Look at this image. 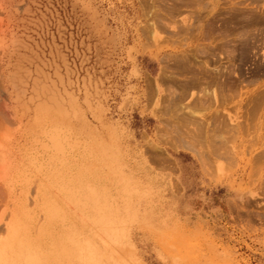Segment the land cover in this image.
<instances>
[{"label":"rangeland","instance_id":"obj_1","mask_svg":"<svg viewBox=\"0 0 264 264\" xmlns=\"http://www.w3.org/2000/svg\"><path fill=\"white\" fill-rule=\"evenodd\" d=\"M0 264H264V0H1Z\"/></svg>","mask_w":264,"mask_h":264},{"label":"bare ground","instance_id":"obj_2","mask_svg":"<svg viewBox=\"0 0 264 264\" xmlns=\"http://www.w3.org/2000/svg\"><path fill=\"white\" fill-rule=\"evenodd\" d=\"M1 1V0H0ZM181 1V0H180ZM187 1V0H186ZM200 1V0H199ZM177 2V1H176ZM152 3V2H151ZM178 5V4H177ZM181 5H182V3H181ZM185 6V5H184ZM183 6V7H184ZM189 5H187V7H188ZM177 7V6H176ZM186 7V6H185ZM178 9V8H177ZM179 10H180V8H179ZM172 11V10H171ZM209 12V11H208ZM244 12V11H243ZM194 13H196L195 11H194ZM199 13V12H198ZM253 13V12H252ZM238 21V20H237ZM168 22V21H167ZM169 23V22H168ZM167 23V24H168ZM213 23V22H212ZM172 24V23H171ZM166 25V24H165ZM195 25V24H194ZM167 26V25H166ZM200 27H201V25H199ZM214 26V25H213ZM199 27V28H200ZM216 27V26H215ZM183 28V27H182ZM199 28H198V30H199ZM214 28V27H213ZM184 29V28H183ZM216 29V28H215ZM182 30V29H181ZM197 31V30H196ZM209 31V30H208ZM227 31V30H226ZM211 32V31H210ZM195 33V32H194ZM207 33V32H206ZM204 34V33H203ZM245 34V33H244ZM204 35H206V34H204ZM204 35H202V38H203V36ZM208 35V34H207ZM209 35H210V33H209ZM245 35H247V33L245 34ZM201 36V35H200ZM209 37V36H208ZM200 38V37H199ZM220 40V39H219ZM238 43V42H237ZM202 47V46H201ZM226 48V47H225ZM219 49V48H218ZM222 51V50H221ZM218 52V51H217ZM197 53V52H196ZM202 53V52H201ZM211 54V53H210ZM212 54H213V52H212ZM219 54V53H218ZM185 55V54H184ZM204 55V54H203ZM202 55V56H203ZM216 55V54H215ZM220 55V54H219ZM234 55V54H233ZM232 56V55H231ZM195 57V56H194ZM197 57V56H196ZM215 57V56H214ZM211 58H213V56L211 57ZM189 59V58H188ZM195 59V61H196V58H194ZM185 60V59H184ZM190 60V59H189ZM198 60V59H197ZM183 62V61H182ZM188 62V61H187ZM192 64V63H191ZM206 64V63H205ZM196 66V65H195ZM198 66V65H197ZM225 66V65H224ZM184 68H185V66H184ZM213 70V69H212ZM189 71V70H188ZM194 71H196V70H194ZM211 71V70H210ZM231 71V70H230ZM229 71V72H230ZM225 72V71H224ZM203 73H205V72H203ZM207 73V72H206ZM210 73V72H209ZM230 73H232V72H230ZM208 74V73H207ZM219 74L221 75V72L219 71ZM186 75V74H185ZM184 75V76H185ZM195 75V74H194ZM205 75V74H204ZM202 77V76H201ZM200 77V78H201ZM212 77V76H211ZM194 78V77H193ZM200 78H195V79H192V81L191 82H189V83H186L185 84V89H184V91H183V94H187V92H188V90L189 89H198V90H200V93L202 92L203 94H201L202 95V97H200L199 95H197V94H195V95H197V96H199V97H197V99L196 100H194L195 102H194V106L196 107H194V109H196V110H199V108H201L204 104H206L207 102H209V105L208 106H210V98L212 99V97L216 100V102H218L219 101V99L220 98H218V97H220L221 96V99L222 100H224L223 98L224 97H227L226 96V94L225 93H228V92H226V90L227 89H229L231 86H227L226 84H225V82H224V80H222L223 79V77L221 78V82L219 81V79L217 80V79H215L214 78V80L215 81H213V80H208V79H200ZM207 78H209V77H207ZM189 80V79H188ZM215 87V88H214ZM241 87H243V86H241ZM232 88V87H231ZM212 89V90H211ZM207 90H211V91H207ZM231 90H233V89H231ZM197 93V92H196ZM233 95H235V94H233ZM236 97V96H235ZM196 98V97H195ZM234 98V97H233ZM183 99V98H182ZM210 100V101H209ZM221 101V100H220ZM219 103V102H218ZM221 103H223V102H221ZM226 103V102H225ZM208 104V103H207ZM206 104V105H207ZM212 104V103H211ZM223 105V104H222ZM187 106V105H186ZM192 106V105H191ZM191 106H189V107H191ZM205 106V105H204ZM203 106V107H204ZM207 107V106H206ZM198 108V109H197ZM205 108V107H204ZM210 107H208V109H209ZM246 109V108H245ZM200 111H201V109H200ZM162 112V111H161ZM6 113V112H5ZM216 113V112H215ZM189 114V113H188ZM192 114V113H191ZM190 114V115H191ZM195 115V114H194ZM215 115V114H214ZM217 115H219V113L217 114ZM217 115H216V117H217ZM192 116V115H191ZM197 116V115H196ZM6 117V116H5ZM213 117H215V116H213ZM194 118H195V116H194ZM221 118V117H220ZM219 118V119H220ZM223 118V117H222ZM225 118V117H224ZM250 118V117H249ZM196 120V119H195ZM203 120V119H202ZM204 120H206V119H204ZM224 120V119H223ZM167 121V120H166ZM208 121V120H207ZM199 122V121H198ZM194 123V122H193ZM201 123V122H200ZM200 123L198 124H195L196 126L195 127H197L196 129V134L194 135V138H193V140L192 141H194L195 139H196V141L195 142H197V144H199V143H201L200 141H201V139H203L204 141H205V137H202L203 135H202V131L205 129H203L202 128V123H201V125H200ZM207 123V122H206ZM241 123V122H240ZM239 123V124H240ZM243 123V122H242ZM225 124V123H224ZM224 124H221V125H224ZM238 124V123H237ZM238 124V125H239ZM237 125V126H238ZM241 125V124H240ZM243 125V124H242ZM209 126V123H208V125H207V128H210V127H208ZM206 127V126H205ZM229 128V127H228ZM231 128V127H230ZM247 128V127H246ZM211 129H213V128H211ZM217 128H215L214 130H216ZM233 129V128H232ZM195 130V129H194ZM208 130V129H207ZM226 130V129H225ZM237 130H238V128H237ZM236 131V130H235ZM173 132V131H172ZM202 132V133H201ZM206 132V130L204 131V133ZM213 132V131H212ZM216 132V131H215ZM215 132H214V134H215ZM175 133V132H174ZM194 133H195V131H194ZM194 133H192V134H194ZM207 133V132H206ZM208 133H210V132H208ZM220 133V132H219ZM212 134V133H211ZM217 134V133H216ZM174 135V134H173ZM180 135V134H179ZM187 136H188V134H186ZM185 135V136H186ZM207 135V134H206ZM225 135V134H224ZM164 136V135H163ZM182 136V135H181ZM186 136V137H187ZM191 136V135H190ZM212 136V135H211ZM215 136V135H214ZM189 137V136H188ZM192 137V136H191ZM206 137H208V136H206ZM219 137V136H218ZM182 138V137H181ZM190 138V137H189ZM211 138V137H210ZM212 138H215L216 139V136L215 137H212ZM221 139H219V138H217V139H219V144H221L222 145V143H224L223 141H222V138H224V137H220ZM191 139L192 138H190V142H191ZM209 139V138H208ZM215 139L214 140H211L210 139V141H212L211 143H213V142H215ZM221 140V141H220ZM224 140V139H223ZM188 141V140H187ZM203 141V142H204ZM207 141H208V143H209V140H206V143H207ZM228 141H230V140H228ZM180 142V141H179ZM195 142H192V144L194 143L195 144ZM216 142H217V140H216ZM221 142V143H220ZM189 143V142H188ZM207 143V144H208ZM215 145V146H213L215 149H214V151L216 150V151H218L217 153H219L220 152V150H217L216 148H218V147H220V148H226V146L225 145H227L226 144V142L224 143V145L221 147V145ZM177 145V144H176ZM203 145H206L205 143L203 144ZM212 145V144H211ZM194 146V145H193ZM196 146V145H195ZM199 146V145H198ZM202 146V145H201ZM210 146V145H209ZM225 146V147H224ZM211 147L212 146H210V149H211ZM196 148H198V147H196ZM204 148V147H203ZM206 148V147H205ZM209 148V147H208ZM219 149V148H218ZM211 150H213V149H211ZM210 150V151H211ZM203 152V151H202ZM213 152V151H212ZM212 152H211V155H212ZM204 153V152H203ZM221 153V152H220ZM219 153V154H220ZM214 155H217V154H215V153H213ZM224 154V153H223ZM211 157V156H210ZM220 157V156H219ZM221 157H222V153H221ZM215 158V157H214ZM218 159V158H217ZM206 162V161H205ZM204 162V163H205ZM208 164H209V162H208ZM117 241V240H116ZM119 242V241H118ZM119 246V245H118ZM80 259V258H79ZM110 259V258H109ZM112 261V260H111ZM105 262V261H104ZM109 263V262H108Z\"/></svg>","mask_w":264,"mask_h":264}]
</instances>
